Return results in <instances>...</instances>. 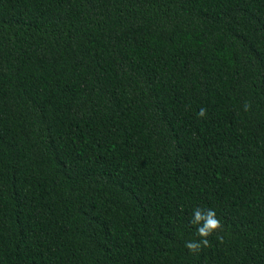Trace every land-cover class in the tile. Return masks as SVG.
Returning a JSON list of instances; mask_svg holds the SVG:
<instances>
[{"label": "trees", "instance_id": "obj_1", "mask_svg": "<svg viewBox=\"0 0 264 264\" xmlns=\"http://www.w3.org/2000/svg\"><path fill=\"white\" fill-rule=\"evenodd\" d=\"M0 264H264V0H0Z\"/></svg>", "mask_w": 264, "mask_h": 264}, {"label": "clouds", "instance_id": "obj_2", "mask_svg": "<svg viewBox=\"0 0 264 264\" xmlns=\"http://www.w3.org/2000/svg\"><path fill=\"white\" fill-rule=\"evenodd\" d=\"M245 108L247 109V105H245ZM197 115L201 118L205 117L206 110L201 108ZM190 223L193 225H200L197 228L196 235L201 238L199 241L185 242V247L190 252H198L202 246H208L209 241L207 240V237L221 227L220 221L216 218V213L212 209L196 208L194 210L193 219Z\"/></svg>", "mask_w": 264, "mask_h": 264}]
</instances>
